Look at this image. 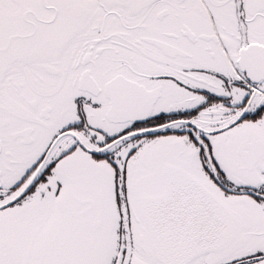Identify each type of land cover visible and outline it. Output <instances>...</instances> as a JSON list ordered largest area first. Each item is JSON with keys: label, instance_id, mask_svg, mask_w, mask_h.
Listing matches in <instances>:
<instances>
[{"label": "snow or ice", "instance_id": "snow-or-ice-1", "mask_svg": "<svg viewBox=\"0 0 264 264\" xmlns=\"http://www.w3.org/2000/svg\"><path fill=\"white\" fill-rule=\"evenodd\" d=\"M0 264H264V0H0Z\"/></svg>", "mask_w": 264, "mask_h": 264}]
</instances>
